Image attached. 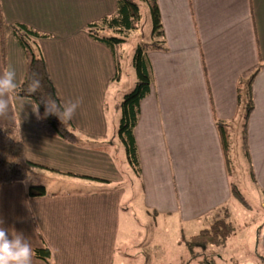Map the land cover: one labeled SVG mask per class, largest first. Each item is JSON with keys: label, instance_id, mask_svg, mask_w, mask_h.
Here are the masks:
<instances>
[{"label": "crops", "instance_id": "1", "mask_svg": "<svg viewBox=\"0 0 264 264\" xmlns=\"http://www.w3.org/2000/svg\"><path fill=\"white\" fill-rule=\"evenodd\" d=\"M1 1L7 23L23 22L50 35L41 45L62 102L81 99L72 119L77 130L104 138L75 145L46 134L34 102L10 95L0 125L19 128L27 157L40 166L31 183L44 185L48 195L28 197L30 182L0 184V219L10 237L15 231L30 240L32 264H46L34 256L44 242L55 264H111L121 242L122 212L130 211L122 202L132 177L131 195L137 193L143 209L156 216L194 223L228 205L232 182L218 122L228 125V149L231 128L243 122V149L264 194V68L254 80L248 119L246 94L239 104V91L246 92L242 74L264 63V0H158L168 49L149 52L154 82L135 128L141 176L128 164V178L120 166L124 150L112 137L120 118L119 103L115 117L109 106L116 56L86 31L89 22L116 12V0ZM9 65L18 86L26 61L13 34L6 65L0 46V74ZM105 140L111 150L100 147ZM44 179L62 188L49 190Z\"/></svg>", "mask_w": 264, "mask_h": 264}, {"label": "trees", "instance_id": "2", "mask_svg": "<svg viewBox=\"0 0 264 264\" xmlns=\"http://www.w3.org/2000/svg\"><path fill=\"white\" fill-rule=\"evenodd\" d=\"M150 6L154 20L151 41L139 46L134 54L133 64L137 72V82L134 89L126 94L121 102V118L118 128V137L123 147L126 161L137 177L141 176V165L135 139V128L139 120L140 103L149 95L154 82L153 66L150 61L149 52L153 50L166 51L168 49L158 0H152ZM140 18L141 11L136 2L133 0H116V12L89 22L86 26V31L92 39L109 47L116 56L115 47L125 42L123 38L116 36V34L118 32L127 33L137 28ZM108 32H112L111 36L106 34ZM11 34L17 38L23 48L26 61L25 77L13 93L17 96L31 99L35 105H39L41 116L39 119L44 133L75 145H82L90 138L103 140L104 138L93 134L80 133L72 120L63 123L56 115H48L44 118L45 106L40 102L41 96L46 97L50 95L53 99H57L58 102L62 101L52 80L47 59L41 45V39L50 35L23 22L7 23L2 1L0 0V46L4 65H6L7 61V42ZM263 68L264 63H259L245 71L239 80L245 84L246 88V92H243V87L242 91H239V104L245 103L244 94H246L247 119L254 109V80ZM33 73H36L37 78L40 80V88L36 94L29 96L25 94V88L31 81ZM227 126L225 122H218L217 124L222 138L227 169L230 171V161L227 158L229 148ZM111 146L110 140H105V143H101L100 145L104 150H111ZM116 151L118 154V148H116ZM39 168V165L27 157L25 143L19 128L14 125H0V184L14 182L31 183ZM252 176L254 178V174ZM230 187L232 200L238 199L245 202L238 186L230 183ZM46 195H48V191L44 185L32 183L28 185V197H43ZM229 205H223L206 216V219L213 216L212 226L194 235L193 239L189 241L188 246L190 250H193L195 247L204 248L210 243H224L235 234L236 228L228 215ZM34 256L43 260L46 264H55L52 250L45 242L41 247L34 249Z\"/></svg>", "mask_w": 264, "mask_h": 264}, {"label": "rangeland", "instance_id": "3", "mask_svg": "<svg viewBox=\"0 0 264 264\" xmlns=\"http://www.w3.org/2000/svg\"><path fill=\"white\" fill-rule=\"evenodd\" d=\"M133 1L140 7L141 18L137 28L116 34L125 42L115 47L117 79L111 83L109 89L110 112L115 117L119 103L120 118L121 102L137 82L134 54L139 46L151 41L154 26L150 6L152 0ZM111 33L106 34L111 36ZM113 126L116 130L112 137L121 145L118 137L119 124L114 122ZM242 126L243 122H240L231 128L230 149L227 152L232 160L230 182L238 186L245 201L235 199L232 203L229 202L228 215L236 228L237 237L231 236L224 243H210L204 248L195 247L190 250L189 241L194 235L212 226L213 216L191 223L182 222L176 215L150 214L143 209L141 197L137 193L136 198L131 195L130 182V195L122 202L123 207H129L130 211L122 212L123 226L119 234L121 242L115 248L111 264H261V255H264V194L253 179L252 166L243 149L245 143ZM122 156L124 158V154ZM120 166L125 168V177H131L132 171H128V162L120 160ZM130 180L134 184V177ZM44 181L48 183L49 190L62 188V183L58 181Z\"/></svg>", "mask_w": 264, "mask_h": 264}, {"label": "clouds", "instance_id": "4", "mask_svg": "<svg viewBox=\"0 0 264 264\" xmlns=\"http://www.w3.org/2000/svg\"><path fill=\"white\" fill-rule=\"evenodd\" d=\"M16 71L9 65L0 74V117L8 115L10 103V95L15 92ZM40 88V80L37 74L33 73L31 81L25 88V94L32 96L38 92ZM40 102L45 106L44 118L48 115H56L63 123L71 121L75 116L76 110L82 103L81 99L64 103L58 102L49 96H41ZM34 111L37 118H41L39 113V105H34ZM4 221L0 219V264H32L33 250L31 242L22 233L13 231L11 237L9 231L3 227Z\"/></svg>", "mask_w": 264, "mask_h": 264}]
</instances>
